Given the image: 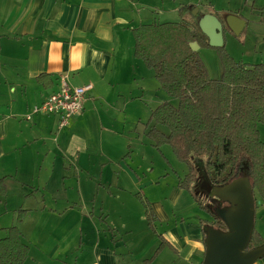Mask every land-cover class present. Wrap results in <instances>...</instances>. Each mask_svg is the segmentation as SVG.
Here are the masks:
<instances>
[{
  "label": "crops",
  "instance_id": "1",
  "mask_svg": "<svg viewBox=\"0 0 264 264\" xmlns=\"http://www.w3.org/2000/svg\"><path fill=\"white\" fill-rule=\"evenodd\" d=\"M4 3L5 6H0V239L7 236L8 228L18 224V213L25 210L24 220L18 224L24 241L29 225L34 226L35 215L40 216V210L41 216L47 211L49 190L57 187L51 195L53 205L58 206L65 198L59 195L63 184L60 165L67 170L63 178L70 179L66 162L71 168H89L92 161L89 153L92 150L98 153L96 145L103 154L106 137L119 135L125 121L122 117L131 105L127 98L132 95L136 80L135 72L125 70L127 65L135 69L138 65L135 55L133 62L130 59L133 30L148 19L144 9L150 5L144 6L142 0H4ZM238 13L225 14L223 19L215 16L222 21L229 15L240 17L246 22L244 31L249 21ZM62 76H68L73 87L93 86L86 96L83 113L63 130L59 128L57 115H35L28 121L26 117L33 108L59 90ZM126 78L132 79L128 82ZM259 132L264 142V125L259 126ZM74 139L87 152L75 155L71 149ZM63 141L64 145L68 143L65 150ZM105 157L110 159L106 154ZM128 168L133 170L131 166ZM43 174H49L45 181L40 179ZM206 183L207 179L200 185V191L196 184L193 189L203 206L216 213L223 203L202 194L204 191L208 196L202 188ZM178 184L160 195L155 189L146 194L157 217L153 230L148 226L145 210L141 213L137 209V218L125 211L121 213L120 228L109 229L112 234H105V242L101 231L95 228L96 240L84 244L75 264L80 261L144 264L163 240L175 251L165 248L152 264H203L206 228L212 217ZM38 199L40 202L36 203ZM64 202L72 204V200ZM34 203L40 210L29 208ZM197 210L209 215V220L197 214ZM50 211V216H59L56 209ZM72 212V208L66 210L59 219L62 220L61 215L70 217ZM255 228L264 237L262 205L256 210ZM59 250L57 246L45 261L31 256L29 264L71 263L68 255L65 259L63 254L56 258ZM254 264H264V257Z\"/></svg>",
  "mask_w": 264,
  "mask_h": 264
},
{
  "label": "trees",
  "instance_id": "2",
  "mask_svg": "<svg viewBox=\"0 0 264 264\" xmlns=\"http://www.w3.org/2000/svg\"><path fill=\"white\" fill-rule=\"evenodd\" d=\"M185 11L187 7L180 9L181 13ZM203 15L197 16L195 25L185 20L140 24L133 30L134 55L155 72L160 88L179 102L177 107L164 102L152 112L147 125L148 136L159 149L170 146L177 158L188 166L189 173L180 180L179 187L188 191L197 205L211 215L209 226L226 231L217 213L204 207L193 189L198 180L197 164L200 159L205 161L207 180L213 186H225L247 176L252 184L256 210L264 206V142L259 132V126L264 125V63L238 62L226 52L224 45L217 49L222 76L212 79L199 52L191 48L194 43L211 47L199 27ZM260 23L264 24V9ZM228 30L225 26L224 34ZM152 123L155 125L151 126ZM158 126L167 128L169 133ZM1 186L4 188L3 184ZM136 197L153 230L157 217L151 203L141 194ZM25 214V210L18 213V224L23 222ZM263 246L264 237L255 228L247 251ZM167 247L173 249L163 240L144 264H152ZM29 250L19 226H12L7 229V236L0 239V264H25Z\"/></svg>",
  "mask_w": 264,
  "mask_h": 264
},
{
  "label": "rangeland",
  "instance_id": "3",
  "mask_svg": "<svg viewBox=\"0 0 264 264\" xmlns=\"http://www.w3.org/2000/svg\"><path fill=\"white\" fill-rule=\"evenodd\" d=\"M142 4L150 5V8L144 9L145 16L148 17V19H144L145 23H178L185 20L195 25L197 10H199L198 15L200 13L217 14L221 19L225 14L239 12L247 18L249 24L240 36H236L229 30L225 32V50L238 62L251 65L264 63V24L260 23L263 0H142ZM5 5L4 0H0V6ZM184 7H187L188 11L181 13L180 9ZM155 11L156 13H154ZM134 45L133 39L131 57L134 56ZM217 49L219 48L200 47L198 51L210 77L215 80L220 79L223 72ZM134 57L130 58L132 62ZM137 63L136 69L129 67L126 63L125 70L129 72L128 69H130L133 73L135 72L136 80L133 81L134 91L127 98V102L131 105L125 110L122 117L125 121L123 126L121 125L119 135L106 137L103 143V154L99 145L97 144V148L96 143H92L94 146L96 145L98 153L95 150L89 151L91 152L89 154L92 155L89 168L87 166L78 167V169L71 168L66 162V168L71 171V174L67 175L70 179L63 178V172L67 170L63 168V165H60L63 184L60 185L59 195L62 198L65 196L64 200H72V204L65 203L63 199L59 198L63 202L58 206L53 205L51 195L57 191L56 187L54 191L53 189L49 190L50 194L47 193L48 207L46 213L42 215L43 217L41 210L36 205L40 199L34 203L35 205L29 206L32 211L40 210V216L35 215L34 226L29 225L27 237L24 239V242L29 244V252H31L25 264L31 263V256L45 261L57 246L60 247V250L56 258L63 254V259H65L68 255V262H71L68 264H75L84 244H88L90 240L92 242L96 240L94 236L97 229L101 231L102 240L105 242V234H112L109 229L120 228L121 213L129 211L136 218L137 209L143 213L144 207L140 205V201L135 196L136 193L148 200L146 194L149 192L155 189L154 192L156 191L155 193L160 195L161 191L165 192L188 175V166L177 158L172 148L168 145L162 146L160 149L155 147L154 142L147 134V125L152 112L164 102H169L175 107L179 102L160 88L153 70H149L138 59ZM131 79L126 78L128 82ZM153 125L155 124L152 123L151 126ZM158 128L166 134L169 133L168 129L163 126H158ZM91 142L89 140V143ZM67 144L64 145L63 141L64 150L67 148ZM85 146L87 147V145ZM71 149L75 155L78 152H87L84 151L86 148L79 140L73 141ZM105 154L110 159L106 158ZM63 155L64 153L61 154V157ZM130 166L133 170L128 168ZM138 167L142 169L138 170ZM123 168L126 171H123ZM197 169L198 180L195 184L197 190L200 191V185L207 179L203 159L198 162ZM48 177L49 174H43L40 179L45 181ZM139 182L142 184H138ZM151 184L153 186H150ZM201 192L209 198L204 191ZM75 197L76 199H74ZM16 202V200L13 201L14 206H17ZM71 208L74 209L71 216L61 215L62 220H60V214L71 210ZM52 209H56L59 216H50ZM197 214H201L204 219L209 220L210 216L200 210H197ZM39 219H41L40 224L36 225ZM91 220L94 221L93 224ZM43 251L44 254H41ZM58 263L60 264V262ZM81 263L80 261L79 264Z\"/></svg>",
  "mask_w": 264,
  "mask_h": 264
},
{
  "label": "water",
  "instance_id": "4",
  "mask_svg": "<svg viewBox=\"0 0 264 264\" xmlns=\"http://www.w3.org/2000/svg\"><path fill=\"white\" fill-rule=\"evenodd\" d=\"M199 10L196 12L198 16ZM246 22L236 15H229L225 21L212 14H204L199 20L202 33L212 48L225 45L224 27L240 36ZM198 52V43L191 45ZM208 196L223 203L217 215L226 225L222 231L215 227L206 228V253L203 264H254L264 257V246L247 251L256 225V202L252 184L247 176L236 179L225 186H204ZM261 202H259L260 204Z\"/></svg>",
  "mask_w": 264,
  "mask_h": 264
},
{
  "label": "built area",
  "instance_id": "5",
  "mask_svg": "<svg viewBox=\"0 0 264 264\" xmlns=\"http://www.w3.org/2000/svg\"><path fill=\"white\" fill-rule=\"evenodd\" d=\"M92 89V85L73 87L69 83L68 76H62L59 90L43 103L36 105L26 119L32 121L35 115H57L59 128L63 130L70 126L73 119L83 113L86 96Z\"/></svg>",
  "mask_w": 264,
  "mask_h": 264
},
{
  "label": "flooded vegetation",
  "instance_id": "6",
  "mask_svg": "<svg viewBox=\"0 0 264 264\" xmlns=\"http://www.w3.org/2000/svg\"><path fill=\"white\" fill-rule=\"evenodd\" d=\"M202 188H204V184L202 185Z\"/></svg>",
  "mask_w": 264,
  "mask_h": 264
}]
</instances>
